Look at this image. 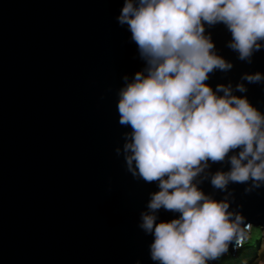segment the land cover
Wrapping results in <instances>:
<instances>
[{"label": "water", "instance_id": "1", "mask_svg": "<svg viewBox=\"0 0 264 264\" xmlns=\"http://www.w3.org/2000/svg\"><path fill=\"white\" fill-rule=\"evenodd\" d=\"M123 6L0 0V264H158L150 255L154 236L140 224L159 182L134 177L122 151L131 128L119 123L118 92L125 75L131 80L146 67L128 26L118 23ZM204 28L213 51L233 65L205 83L213 91L231 84L264 114V81L242 79L264 74V42L249 62L228 47L223 23ZM238 151L209 161L194 183L264 230V184L229 183L224 191L211 184ZM180 215L161 208L156 223ZM243 247L229 244L221 258Z\"/></svg>", "mask_w": 264, "mask_h": 264}, {"label": "clouds", "instance_id": "2", "mask_svg": "<svg viewBox=\"0 0 264 264\" xmlns=\"http://www.w3.org/2000/svg\"><path fill=\"white\" fill-rule=\"evenodd\" d=\"M117 20L128 26L146 63L131 80L123 77L117 108L120 125L131 128L122 149L127 170L159 182L160 191L141 213L140 227L154 236L151 259L207 264L229 244L243 246L253 225L229 211L227 199L216 201L194 180L209 161H224L239 149L228 157L229 171L211 176L212 186L224 191L229 183L264 184V114L234 95L231 84L213 91L205 83L209 73L233 65L213 51L204 25L223 23L232 36L228 47L251 62L264 42V0H124ZM242 79L257 83L264 74ZM236 91L246 88L238 84ZM161 208L181 215L156 223Z\"/></svg>", "mask_w": 264, "mask_h": 264}, {"label": "trees", "instance_id": "3", "mask_svg": "<svg viewBox=\"0 0 264 264\" xmlns=\"http://www.w3.org/2000/svg\"><path fill=\"white\" fill-rule=\"evenodd\" d=\"M261 240H264V230L261 227H254L250 232V236L238 257H219L215 264H248L254 256Z\"/></svg>", "mask_w": 264, "mask_h": 264}, {"label": "rangeland", "instance_id": "4", "mask_svg": "<svg viewBox=\"0 0 264 264\" xmlns=\"http://www.w3.org/2000/svg\"><path fill=\"white\" fill-rule=\"evenodd\" d=\"M254 228V227H253ZM250 236V233H249ZM228 252V251H227ZM226 257L236 258L226 254ZM214 262L213 264H215ZM248 264H264V240H261L254 256L251 258Z\"/></svg>", "mask_w": 264, "mask_h": 264}]
</instances>
